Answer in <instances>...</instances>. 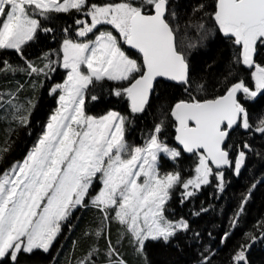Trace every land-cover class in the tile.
I'll return each mask as SVG.
<instances>
[{"label":"snow or ice","instance_id":"obj_1","mask_svg":"<svg viewBox=\"0 0 264 264\" xmlns=\"http://www.w3.org/2000/svg\"><path fill=\"white\" fill-rule=\"evenodd\" d=\"M167 6L168 0H120L103 5L89 4L88 0H0V50H14L20 55L29 75L43 73L47 77L55 71V61L49 60L44 68H39L23 54V46L41 30V19H50L48 14L69 13L73 9L83 13L91 18V23L77 19L75 23L82 27L77 28L76 34L94 35V39L81 42L67 38L63 41L62 67L67 76L49 92L58 94L59 107L23 161L0 173V264H19L22 253H48L61 232L62 222H67L76 209L89 206L94 180L99 179L103 187L91 198V205L104 214L105 222L115 219L124 226L137 250L142 251L148 240L168 243L178 232L189 230L187 221L173 222L165 217V205L175 186L180 185L185 190L183 195L191 197L193 190L210 183L209 177L215 176L222 191L225 174L214 172L211 165L216 169L233 167L234 173L240 174L245 152L240 151L231 161L226 142L236 127H252L237 94L243 93L245 99L264 94V66L254 60L264 48V0H215L212 14L219 32L240 48L238 62L254 69V89L240 80L228 87L224 95L205 100L193 96L171 109L176 121L175 140L183 152L198 157L193 178L182 180L178 171L160 173L162 158L177 162L181 156V150L161 138L163 121L155 125L143 146H132L125 140L128 117L110 111L97 118L85 112L86 90L94 81L127 82L116 88L114 95H125L133 114L144 112L159 80L191 86L185 49L196 45L191 40H178L177 29L166 16ZM172 16L175 18L174 12ZM104 25H110L118 36L112 31H100ZM196 28L200 40L205 39V25L200 23ZM64 31L67 33L68 29ZM124 46L134 50L139 59L133 58ZM17 70L7 61L0 66V71ZM198 87L202 89L203 85ZM8 95L12 99L6 103L13 109V119L27 126L35 103H13L14 94ZM91 99L98 97L92 95ZM256 131L264 133V119ZM243 147L250 150L247 143ZM6 151L0 149V153ZM247 199L246 196L241 202L232 227L237 225ZM103 231L104 226L95 235L99 237ZM229 235L225 233L221 242ZM261 237L247 234L252 243ZM250 247L251 243L242 244L233 264H248L246 251ZM97 251H90L80 264H92L91 257ZM113 255L117 258L111 264H126L109 242V256Z\"/></svg>","mask_w":264,"mask_h":264},{"label":"trees","instance_id":"obj_2","mask_svg":"<svg viewBox=\"0 0 264 264\" xmlns=\"http://www.w3.org/2000/svg\"><path fill=\"white\" fill-rule=\"evenodd\" d=\"M93 0H88L90 3ZM118 3L120 0H94L93 3ZM167 18L177 29L178 40L188 35L189 40L198 43L186 50L189 63L191 86L176 85L165 81L156 84L153 96L142 113L133 114L125 95L117 97L114 90L120 83L109 80L95 82L86 90V114L95 117L106 115L110 111H118L128 117L125 140L132 146H143L156 124L163 121L161 138L171 147H176V121L171 116L172 107L179 101H189L195 96L198 100L212 99L224 95L232 84L243 80L254 89L251 70L239 63L240 48L232 40L219 32L212 14L215 11V0H168ZM201 5L203 7L201 8ZM175 13L173 18L172 13ZM50 19H41V30L36 37L23 46V54L27 61L37 67L44 68L49 60L55 61L46 77L43 73L28 74L27 64L13 50H0V66L4 61L17 68L15 72L0 71V173L13 164L22 161L44 132V127L58 106V94L50 95V89L66 79V72L60 68V46L67 38H72L78 26L75 21L90 17L78 13L74 9L69 13H50ZM203 23L208 29L209 37L200 40L196 25ZM50 28L45 32L42 29ZM68 32L65 33L64 29ZM101 31H113L109 25L100 26ZM125 50L139 59L132 50ZM47 54V59L45 56ZM255 62L264 66V48L259 50ZM25 69L20 71L19 69ZM47 72L48 69H45ZM203 85L200 89L198 86ZM187 87V90H186ZM24 106L29 101L35 103L27 126H22L13 119V109L7 100ZM92 95L98 97L91 99ZM239 100L246 108L250 130L236 127L227 141L230 160L235 161L240 151L245 152V162L240 174L234 173L233 167L221 170L225 174L223 190L218 188L215 176L209 177L210 183L201 185L191 197H185L184 189L178 185L165 205V216L170 221L185 220L189 224L188 231L178 232L170 242L163 240L145 242L142 251H138L131 234L115 219L104 221V214L90 203L101 189V181L95 180L89 191V206L76 209L67 222H62L61 232L53 242L48 253L36 250L32 254L19 255V264H80L88 253L97 249L91 257L92 264H111L116 256H109V242L116 249L119 258L126 264H233V257L242 244L251 243L246 256L248 264H264V133L256 131L260 121L264 119V94L254 99H245L243 93ZM247 143L249 149L243 145ZM162 171L179 170L182 180L193 177L198 160L182 155L177 162L161 159ZM255 184V188H253ZM192 190V189H190ZM250 193V195H249ZM248 197L240 214L238 223L232 227V220L239 211L241 202ZM206 209V211H202ZM111 216L114 211L109 210ZM199 213V215H196ZM104 226L101 236L95 232ZM225 233H230L222 243ZM261 237L252 243L247 234ZM198 234V235H197ZM243 264V262H241Z\"/></svg>","mask_w":264,"mask_h":264},{"label":"rangeland","instance_id":"obj_3","mask_svg":"<svg viewBox=\"0 0 264 264\" xmlns=\"http://www.w3.org/2000/svg\"><path fill=\"white\" fill-rule=\"evenodd\" d=\"M94 1V0H93ZM93 1H91L89 4H91V3H93ZM102 4H106V3H103L102 2ZM82 20H84V21H86L87 23H91V19L90 20H88L87 18H84V19H82ZM107 26H109V25H107ZM101 31V30H100ZM108 31H110V30H108ZM94 32H95V30H94ZM113 34L114 35H117L118 36V33H116L115 32V30L113 29ZM98 34V33H97ZM207 37H209V34H207ZM189 38H190V36L188 35V37L186 38V36L183 38L184 39V41H188L189 40ZM68 39H70V38H68ZM90 39H94V35L92 34V33H90V34H88V36H86V37H79V36H77V34H76V32H75V34H74V36L71 38V40L72 41H74V42H81V41H86V40H90ZM63 44V43H62ZM195 45H198V43L196 44L195 43ZM125 48V47H124ZM187 51L189 52V50L187 49ZM185 54H186V50H185ZM62 57H63V52H62V45L60 46V55H56V59H58V60H61V64H60V68L61 69H64L63 67H62ZM83 71H87L86 69H82ZM64 71L66 72V76H67V70L66 69H64ZM113 83H120V85L122 86V85H124V86H126V84H127V82H117V81H112ZM62 84V83H61ZM255 86V85H254ZM58 101V100H57ZM85 102H86V95H85ZM59 107V104H58V106H57V108ZM56 108V109H57ZM56 111V110H55ZM55 111H54V113H55ZM85 112H86V107H85ZM114 112H117V113H119L118 111H114ZM53 113V114H54ZM52 114V115H53ZM120 115H122L121 113H119ZM90 116H92V115H90ZM104 116V115H103ZM122 116H124V115H122ZM93 117H95V116H93ZM101 117V116H100ZM97 118H99V117H97ZM50 119V118H49ZM48 122H49V120H48ZM47 122V123H48ZM46 126V125H45ZM44 130H45V127H44ZM37 143V142H36ZM35 143V144H36ZM34 144V145H35ZM129 144V143H128ZM130 145V144H129ZM34 147V146H33ZM32 147V148H33ZM31 148V149H32ZM178 149V148H177ZM179 150V149H178ZM23 161V160H22ZM22 161H19V162H22ZM18 163V162H17ZM161 163L162 162H160V165H159V170H160V173L163 175V174H165V173H169V172H176V171H178L179 172V170H171V171H162V169L160 168V166H161ZM99 175V174H98ZM196 175V173L194 172V175H193V177ZM192 177V178H193ZM141 179H143V178H141ZM95 181V180H94ZM94 181H93V183H94ZM101 185H102V182H101ZM178 186V185H177ZM177 186H175L172 190H171V195H172V192L174 191V189L177 187ZM102 187H103V185L101 186V189H102ZM100 189V190H101ZM90 190H91V188H90ZM89 190V191H90ZM99 190V191H100ZM99 191H98V193H99ZM98 193L96 194V195H98ZM95 195V196H96ZM94 196V197H95ZM166 217V216H165ZM173 222H176V221H173ZM51 248V247H50Z\"/></svg>","mask_w":264,"mask_h":264},{"label":"water","instance_id":"obj_4","mask_svg":"<svg viewBox=\"0 0 264 264\" xmlns=\"http://www.w3.org/2000/svg\"><path fill=\"white\" fill-rule=\"evenodd\" d=\"M166 16H167V13H166ZM126 47H127V46H126ZM127 49H128V48H127ZM128 50H131V49H128ZM132 51L134 52V50H132ZM247 68H248V67H247ZM159 81H165V80H159ZM159 81H158V82H159ZM158 82H157V83H158ZM165 82L173 83V84H176V85H183V84L176 83V82H174V81H165ZM239 94H240V93H238L237 96H239ZM259 95H260V94H259ZM259 95H258V96H259ZM152 96H153V94L150 95V97H149V102H150ZM258 96H257V97H258ZM149 102H148V104H149ZM148 104H147V105H148ZM147 105L145 106V109H146ZM176 146L182 150V146H180V145L178 144L177 141H176ZM186 154L189 155V156L193 155V154H191V153H186ZM229 156H230V155H229ZM229 158H230V157H229ZM211 166L213 167L214 170H221V169L227 167V166H224V167H222L221 169H216L214 165H211Z\"/></svg>","mask_w":264,"mask_h":264},{"label":"flooded vegetation","instance_id":"obj_5","mask_svg":"<svg viewBox=\"0 0 264 264\" xmlns=\"http://www.w3.org/2000/svg\"><path fill=\"white\" fill-rule=\"evenodd\" d=\"M168 4H169V2H168ZM168 7V6H167ZM126 49H127V47L126 46H124ZM255 57H256V55L254 56V59H255ZM246 67V66H245ZM247 68V67H246ZM247 69H249V70H251V75H252V72L254 71V69H250V68H247ZM160 82V81H159ZM252 83H253V85H254V80L252 79ZM241 94V93H240ZM239 94V95H240ZM238 99H239V96H238ZM175 135H176V132H175ZM175 142H176V140H175ZM226 144H227V142H226ZM175 148H178L177 146L175 147ZM179 150H181L180 148H178ZM186 155V156H188V157H193V158H195V160H198V157L197 156H195V155H191V156H189V155H187L185 152H183L182 150H181V156L182 155ZM229 155H230V153H229ZM180 156V157H181ZM179 157V158H180ZM230 157V156H229ZM230 159V158H229Z\"/></svg>","mask_w":264,"mask_h":264}]
</instances>
